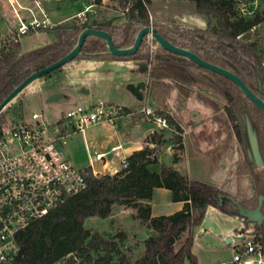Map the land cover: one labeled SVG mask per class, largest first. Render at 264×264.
<instances>
[{"label":"trees","instance_id":"16d2710c","mask_svg":"<svg viewBox=\"0 0 264 264\" xmlns=\"http://www.w3.org/2000/svg\"><path fill=\"white\" fill-rule=\"evenodd\" d=\"M103 0H92L93 4ZM124 5L125 0H113ZM195 11L208 19L206 28L189 27L178 22L150 23V0H132L131 7L121 18L97 22L88 14L83 22L70 26L38 30L50 32L55 40L43 47L23 52L19 41H11L0 47V104L30 75L44 69L69 54L77 45L81 33L87 28L102 30L110 34L118 49L133 46L138 33L145 27L152 26L157 33L176 47L188 50L205 62L228 70L237 75L241 81L257 96L263 99L258 89L257 75L264 89V66L258 53L256 39L246 36L254 27L264 21V11L254 17L241 16L236 8V0H188ZM89 15V16H88ZM156 48L151 50L148 37H145L136 54L115 57L109 54L105 39L97 36L86 38L81 54L71 63L82 60L95 61H143L151 65L148 78L151 83L169 80L177 83L179 92L189 97L187 86H199L213 92L224 103V110L232 131L228 137L237 138L241 154L235 169V194H230L220 187L201 181L191 180L175 168L161 165L159 172L152 166L160 164L158 152L167 143L173 145L175 154L173 163L179 162L178 152L184 149L183 130L171 115L159 112L173 130L171 141H167L163 132L155 131L149 137V143L155 148L146 147L126 159L128 166L111 175L94 176L91 170H85L87 188L51 211L47 216L37 220L29 228L16 236L18 254L6 264H57L70 256L68 264H76L78 257L84 258L86 264H111L117 250L115 242L99 233H92L85 223L88 219H107L115 206L126 205L136 210L134 218L145 225L151 235L144 241V253L131 263L121 258V264H198L192 252L194 229L201 226L207 208L212 206L229 216L236 215V209L228 197H232L245 208L255 209L259 198L264 197V168L254 166L249 159L246 146L249 118L259 141L260 152L264 160V113L255 106L231 80L207 70L191 60L176 56L160 47L153 40ZM67 66V65H66ZM64 66V67H66ZM43 76L50 78L54 73ZM26 90V89H25ZM25 90L0 114L10 111L14 103H19L16 113H22V95ZM212 109L218 104L202 97L198 99ZM125 112L128 109L124 108ZM251 183V195L244 197V183ZM157 188L171 191L173 202H184L183 210L172 215L152 216L150 201ZM264 214V205L262 208ZM255 225L256 234L264 235V221ZM189 230V237L176 251L175 243L183 232ZM122 240V235H115ZM104 251L105 256L93 260V252Z\"/></svg>","mask_w":264,"mask_h":264},{"label":"crops","instance_id":"0c3cea01","mask_svg":"<svg viewBox=\"0 0 264 264\" xmlns=\"http://www.w3.org/2000/svg\"><path fill=\"white\" fill-rule=\"evenodd\" d=\"M10 1L11 3L14 2V0ZM22 1L17 0L19 9L14 7L15 13L22 21H30L31 18L35 17V13L33 11L30 12L31 9L23 5ZM88 6H91L90 13H94L92 9L97 4H93L91 1L85 4L84 10ZM44 8L41 7L40 9L45 16L47 14H45ZM41 10L38 15L42 14ZM83 12L82 10L77 11L54 24L62 26L71 22H83L81 20ZM17 25H19V21L14 22V26L16 27ZM6 27L9 28L6 25L1 31H5ZM147 67L148 64L143 61L82 60L64 67L61 71L48 78L47 81L41 82L39 86H33L31 94L37 95V103L41 109H48L57 101V119L53 122L62 120L66 114L64 112H68L78 106L91 107L97 102H105L128 109V114L120 116L115 123L101 122L94 124L89 126L84 132L77 131L70 125L63 130L67 135L66 143L58 146L59 151L81 171L91 170L93 174L114 175L122 171L123 161L135 152L141 151L148 146L155 148V144L149 143V137L156 129L153 124L146 121L142 113V109L148 106L153 108L158 114L159 112H167L177 116L180 121L179 125L183 130L182 139L184 146V149L178 152L179 162L174 164V147L171 143L165 144L164 151L162 148L158 152L160 164L152 166L151 169L159 172L161 165L165 164L175 168L191 180L220 187V183L209 179L207 174L196 173L193 169L191 171L188 168V158L192 154L193 160L204 162V157L208 153L213 152L217 144L227 141V134L218 128L208 110L197 102V99L186 97L179 92L177 83L169 80L151 83L146 72ZM138 85L143 96L141 99L132 90ZM185 89L189 91V88ZM62 109L64 111H61ZM33 114L38 113L34 112ZM27 120H29V116H27ZM171 131L173 132V130ZM237 152L238 148L233 146L232 149L228 148L221 155L220 163L217 166L218 174L223 175L227 167V160L232 155H236ZM97 154H102L104 157L98 160L96 158ZM164 155H170L172 160H165ZM234 172L235 168L233 169V174ZM149 203L152 216L154 217L172 215L183 210L185 206L184 202H173L171 191L163 188L154 190L152 200ZM214 215L221 219L230 217L237 221L238 224L230 229L223 228L218 220L212 218ZM205 217L220 226L224 241L226 238L233 239L234 235L244 225L242 218L236 215L229 216L212 206L207 208ZM197 231L198 233L214 234L210 229L205 230L202 225L197 227ZM196 236L193 248L196 243ZM231 242L227 244L231 246Z\"/></svg>","mask_w":264,"mask_h":264},{"label":"built area","instance_id":"2783aa9c","mask_svg":"<svg viewBox=\"0 0 264 264\" xmlns=\"http://www.w3.org/2000/svg\"><path fill=\"white\" fill-rule=\"evenodd\" d=\"M131 2L125 3L126 12ZM259 7V0H236V9L243 17H254ZM90 9L88 6L81 17ZM54 27L56 24L45 15L40 20H21L18 33L24 36ZM148 40L154 50L156 45L150 35ZM142 113L156 129L168 128L166 118L153 108L145 106ZM124 114H128L124 107L97 102L91 107L78 106L69 110L58 122L49 123L41 114H33L30 120L11 126L0 123V264L11 262L18 254L16 236L20 232L87 188L84 171L59 151L58 146L66 143L67 135L63 130L70 125L84 132L94 124L115 123ZM103 157L102 154L96 155L98 160ZM127 166L124 160L123 169ZM243 222L231 242L236 248L233 260L223 264H264V235L256 234L253 223ZM235 238L239 243L234 242Z\"/></svg>","mask_w":264,"mask_h":264},{"label":"rangeland","instance_id":"374dc122","mask_svg":"<svg viewBox=\"0 0 264 264\" xmlns=\"http://www.w3.org/2000/svg\"><path fill=\"white\" fill-rule=\"evenodd\" d=\"M91 1L92 0H23L22 3L23 5L31 9L30 12L33 11L35 13V17L32 16L33 18H31V20L36 18H43L44 12L40 8L45 7L44 9L45 14H47L46 16L54 24L60 21L61 19L69 17L77 11H84L85 4L90 3ZM150 1L151 4L149 6V14L150 18H152V22H178L189 27H207L208 19L204 16L199 15L195 11L193 4L188 0ZM125 3H128V0H125L124 5H119L113 0H108L105 3H98L97 6L92 9L94 10V13H89V15L92 19H96L97 22L121 18L124 16V12H126ZM259 3L260 7L258 12L262 13L264 11V0H259ZM14 7H17L19 9L17 0H14L13 3H11L10 0H0V47H2L5 43L11 41H21L22 51L28 52L46 46L55 40V36L49 31H43L39 33L31 32L30 34L20 36L18 30L20 27L21 19L17 17ZM40 10L42 11V14L38 15V13H40ZM237 12L240 14L238 10ZM12 14L16 17H14ZM87 14L88 13H86V15ZM81 20H83V17L81 18ZM16 21H19V25H17L18 27L14 26V22ZM74 23L75 22H71L70 24L62 26H70ZM6 25L9 26V28L6 27L7 31H1L2 28ZM246 36L257 40L259 44L258 53L264 66V21L254 27L253 30L246 34ZM47 79H40L30 85L21 97L22 113H16V110L19 108V103L16 102L12 105L10 111L3 115L1 123L11 126L16 124L17 122L26 121L27 116H29L30 120L32 113L34 112L41 114L47 120V122H53L55 119H57V101H55L50 107H48V109H41L40 105L37 103V95L31 94L33 86H39L41 82L47 81ZM186 88H189V97L197 99V102L202 104L208 110V113L210 114L212 120L217 124L218 128H220L227 134V141L217 144L214 148V151L208 153L204 157V162H198L197 160H193L191 154L188 158V168L191 171L193 169L194 172H198L199 174H207L209 179L220 183V188L222 190L230 194H235V172L233 174V169H236V165L239 161L241 147L235 136L234 139L228 137V131H232L233 133V129L232 125L228 123V120L226 118L224 103L213 92L208 91L206 89L204 90L199 86L190 85ZM199 97L216 102V104H218L217 109H212L204 103L200 102L198 100ZM62 107L65 109L64 106ZM64 109H62L61 111H64ZM172 116L177 120L178 123H180L177 116ZM244 127L246 128L247 126ZM171 130L172 129L169 126L167 129H156V131L164 133V137L167 141L172 140L173 133ZM233 146H236L238 148V152L236 155H232L231 158L227 160V167L223 172V175H220L217 173V166L220 163V157L228 148L232 149ZM164 148L165 145L163 146V151ZM164 159L169 161L172 160L170 158V155H164ZM251 193V183L249 180H247L244 183L243 199H248ZM135 214L136 210H134L133 208L128 207L126 205H117L113 208L112 215L109 218H91L88 219L85 223L86 228L90 229L92 233H99L105 236L106 238L109 237L111 241L116 243L117 250L113 254L114 260L111 264H121V258H124L129 262L133 263L137 261V259H139L144 253V241L151 235V231L140 221L134 218ZM212 218L218 220L221 226L226 229L235 227L238 224L237 221L231 219L230 217H224L223 219H221L220 217L214 215ZM118 234L122 235V240H120L119 237H114ZM189 235V230H186L182 233L180 238L177 239L175 243L176 251H178L183 246ZM195 236L196 243L194 245V248L192 249V252L196 256L198 264H223L232 262L234 251L236 250V248L228 245L223 240V236H218L209 233H198L197 228L194 229V240ZM234 242L239 243V240L235 238ZM105 254L106 252L104 251L93 252V260H97L98 258L105 256ZM69 261L70 256L63 259L57 264H68ZM76 264H86V262L83 257H78ZM92 264H95L94 261ZM187 264L190 263L187 262Z\"/></svg>","mask_w":264,"mask_h":264},{"label":"water","instance_id":"95a60500","mask_svg":"<svg viewBox=\"0 0 264 264\" xmlns=\"http://www.w3.org/2000/svg\"><path fill=\"white\" fill-rule=\"evenodd\" d=\"M151 36L153 40L157 42V44L167 50L168 52L191 60L197 65L210 70L216 74H219L221 76H224L225 78L231 80L233 83H235L240 90L243 92V94L255 105L257 106L263 113H264V98L261 99L257 95H255L241 79L235 75L234 73L225 70L223 68H220L218 66H215L211 63L205 62L201 58H199L194 53L185 50L183 48H179L168 42L166 39H164L159 33L156 32V30L152 27H145L143 28L137 35L136 40L132 47L127 49H118L115 47L112 37L109 33L102 31V30H96L93 28H87L85 29L78 40V43L76 47L65 57L58 60L57 62L51 64L50 66L38 70L37 72L30 75L26 80H24L15 90L0 104V114L30 85H32L34 82L40 80L43 76L53 73L56 70L68 65L71 63L76 57H78L81 54L82 47L85 43V40L89 36H97L101 37L106 40L109 54L115 57H125V56H132L137 53L139 47L143 43L145 37ZM258 77V89L264 94V89L262 87V82L260 81L259 73H256ZM133 92L135 95H137L140 99L143 98L142 94L140 93V87L139 85L134 87ZM247 127L245 128L243 126L244 133H247L246 137V146L248 149V155L250 162L257 167H263L264 168V160L262 158L260 147H259V141L257 138V134L249 120L247 119ZM233 205L236 207V209L233 210V212L236 214V216L242 218L243 220H246L247 223H253L257 225H261L264 221V214L262 213V208L264 205V197L261 196L259 198V204L255 209L251 208H245L240 204L237 200H235L232 197H228ZM202 226L205 230H212L215 235L223 236L222 230L220 226H218L215 222H213L211 219L206 217L202 223ZM233 239L226 238V243H230Z\"/></svg>","mask_w":264,"mask_h":264},{"label":"flooded vegetation","instance_id":"af4514ba","mask_svg":"<svg viewBox=\"0 0 264 264\" xmlns=\"http://www.w3.org/2000/svg\"><path fill=\"white\" fill-rule=\"evenodd\" d=\"M150 27V26H149ZM153 28V27H152ZM148 37V36H147ZM150 68H151V65L150 64H148V67H147V70H146V72H147V75H148V71L150 70ZM149 79V78H148ZM258 80V79H257ZM260 81H261V79H260ZM262 82V81H261ZM257 83H258V81H257ZM262 87H263V84H262ZM202 89H204L205 90V88H202ZM263 94V93H262ZM256 95V94H255ZM259 97V96H258ZM263 97H264V94H263ZM260 98V97H259ZM236 208V207H235Z\"/></svg>","mask_w":264,"mask_h":264}]
</instances>
